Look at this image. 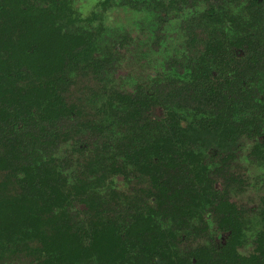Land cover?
<instances>
[{
	"label": "trees",
	"instance_id": "1",
	"mask_svg": "<svg viewBox=\"0 0 264 264\" xmlns=\"http://www.w3.org/2000/svg\"><path fill=\"white\" fill-rule=\"evenodd\" d=\"M81 1L0 0V264H264V210L243 256L228 189L240 138L264 163V2L243 22L204 0L202 54L172 62L186 76L101 87L96 123L69 103L70 77L105 76L96 45L116 0ZM138 174L142 194H123Z\"/></svg>",
	"mask_w": 264,
	"mask_h": 264
},
{
	"label": "rangeland",
	"instance_id": "2",
	"mask_svg": "<svg viewBox=\"0 0 264 264\" xmlns=\"http://www.w3.org/2000/svg\"><path fill=\"white\" fill-rule=\"evenodd\" d=\"M248 1L220 0L216 8H221L216 11H229V17L234 16L245 22ZM154 2L116 0L105 14L95 52V57L104 66L101 73L105 76L98 79L93 74H73L70 77L69 103L80 110L83 121L92 119L97 123L102 117L98 113L104 105L105 97L102 95V100L96 99L101 96V87L110 86V91L115 89L134 96L139 88L151 89L174 76L179 69L183 71L182 77L186 76L182 67L171 70L172 62L175 60L181 65H187L191 59L202 54L207 37L203 16L209 3L190 0L186 6L172 7L161 14ZM161 3L167 8L168 0H161ZM77 6L82 7L83 1L78 0ZM223 21L228 22V19ZM103 119L108 120L106 117ZM114 133L116 134L115 130ZM237 145L230 161V172L236 181L228 186L229 201L235 204L246 221V242L238 251L241 255L248 256L253 252V236L261 228L259 218L264 210V163L251 157L252 144L247 138H240ZM136 178L133 180V187L134 184L138 187L139 179H142ZM218 181L222 186V180ZM121 192L129 197L138 196L137 191H129V186L125 192L124 189ZM77 209L82 211L83 207L78 206ZM206 219L211 231H215L216 223L209 217ZM206 244V239L194 242L195 246ZM27 262L28 260H23L16 264Z\"/></svg>",
	"mask_w": 264,
	"mask_h": 264
},
{
	"label": "flooded vegetation",
	"instance_id": "3",
	"mask_svg": "<svg viewBox=\"0 0 264 264\" xmlns=\"http://www.w3.org/2000/svg\"><path fill=\"white\" fill-rule=\"evenodd\" d=\"M138 178H140V174H138ZM137 179V178H136ZM139 183H138V187H136V185L134 184V187H133V185H130L129 186V191H137L138 193L136 194V195H140V194H142V193H140V189H141V187H145V181H144V179H139ZM134 183V182H133ZM132 183V184H133ZM128 188V184H127V182H125V186H123L122 187V190L124 189V192H125V190ZM218 188H221V187H219L218 186ZM124 194V193H123ZM126 195V194H125Z\"/></svg>",
	"mask_w": 264,
	"mask_h": 264
}]
</instances>
